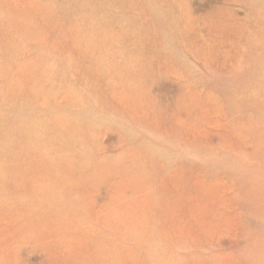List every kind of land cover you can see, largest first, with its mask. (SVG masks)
I'll return each instance as SVG.
<instances>
[{"label":"rangeland","instance_id":"obj_1","mask_svg":"<svg viewBox=\"0 0 264 264\" xmlns=\"http://www.w3.org/2000/svg\"><path fill=\"white\" fill-rule=\"evenodd\" d=\"M13 1L19 7L12 6ZM89 1L4 0L1 17L12 24L5 25L0 36V117L7 92L15 98L17 107L26 105L30 108L27 116L36 126L39 139L35 145L38 154H29L25 161L27 168L23 167L22 161L15 182L10 177L14 170L12 166L17 157L23 158L21 154L15 158L16 155L0 149V180H5L0 187V257L5 258L6 264H51L49 253L56 241L67 235L68 227L76 229V222L81 221L76 217V187L70 193L64 192L49 167L57 156L62 155L59 161L76 151V145L70 150L68 144L76 141L79 131L86 129L92 136L102 134L104 145L110 146L117 137L114 131H118L109 129L110 133L105 132L113 127L112 124L133 128L121 119L102 114L96 109V103L100 101L93 94L88 95L92 84L98 89L109 79L105 72L93 82L76 77V59H82V55L66 36L76 19L92 17L90 9L94 8L95 1ZM148 1L153 5L129 11L138 14L133 15V30L134 33L137 31L138 38H154L157 32L162 36L161 51L146 49L144 58L160 56L157 62L162 59L167 68L180 69L178 73L188 75L186 85L189 88L183 87L186 82L180 83L177 75L165 77L166 72L153 67V61L146 72L139 74L142 83L148 87V96L167 108L169 115L173 111L184 114L175 109L181 91L194 92L198 102L193 101V104L197 105L199 113L191 134L199 137L193 136L194 148L187 149L192 152H188V157L197 156L192 160L187 157L184 167L177 162L184 160L181 152L172 153L169 157L173 155V158L166 156L170 154L169 142V145L167 142L161 144L160 149L167 150L164 149L165 154L161 151L153 155L166 165V174L171 169L187 172L190 193L176 197L175 203L185 212L181 218L170 219L174 231L159 230L160 237L155 246L138 255L137 261L140 264H242L238 261L241 253L247 264L252 259L245 254V242L241 237L238 242H234L232 236L229 240L230 235L226 233L228 227L233 236L254 237L264 232L261 228L264 208L263 211L259 209L260 214L251 206L253 203L258 208L257 203L264 198L260 175L264 174V145L260 144H264V0ZM88 3L92 4L91 8ZM22 21L35 25L27 36L23 35L25 24ZM126 21L122 18L118 22L122 32L130 29V23ZM133 37L142 44L137 36ZM186 43L187 47L198 51L199 62L184 51ZM127 52L136 53L134 49ZM129 62L137 64V59H129ZM65 87L73 90L66 93ZM77 92L79 101L67 98V95L76 98ZM213 107L215 111L220 109V115L210 111H214ZM81 112H89V116L76 115ZM226 122L232 123V132L223 128ZM28 132L12 134L18 147L28 146L20 142ZM138 134L132 132L131 135ZM142 137L137 142L140 145L147 141L146 134ZM226 143L234 144L237 149L227 154ZM174 147L181 149L178 145ZM200 147L215 151H198ZM244 153L254 154L245 164L250 172L257 174L245 178L254 183L255 191L248 192L247 196H237L235 191L230 193L223 185H229L231 179L222 169L232 167L230 157L238 160V155ZM9 184L17 189L10 190ZM43 184V193L35 191V187ZM107 198L106 187H102L93 196L96 210L107 203ZM191 210L195 211L188 212ZM237 253L234 260L231 259ZM122 260L131 264L134 259L120 249L118 262ZM253 263L264 264V258L258 257Z\"/></svg>","mask_w":264,"mask_h":264},{"label":"bare ground","instance_id":"obj_2","mask_svg":"<svg viewBox=\"0 0 264 264\" xmlns=\"http://www.w3.org/2000/svg\"><path fill=\"white\" fill-rule=\"evenodd\" d=\"M94 1V3L91 2L93 6L90 4L94 7L90 9L92 17L88 20L76 19L69 27L70 32L66 36L67 40L82 55V59H76V77L85 82H93L105 72L109 79L104 80L98 89H95L92 84L89 87L88 95L93 94L97 97L95 99L100 101V103H96V109L102 114L109 118L121 119L133 128H128L124 124L123 127L120 124H112L113 127L108 128L105 132L110 133L111 129L118 131H114L117 132V137L115 143L112 142L114 145L110 146L104 145L102 134L96 133L92 136L86 129H82L76 135V141L73 140L74 142L68 144L70 150H73L76 145V151L74 150L73 153L67 155V158L58 161L62 156L59 155L57 160L50 163L51 175L58 179L64 192L70 193L76 187V217H80L81 221L76 222V229L68 227L67 235L56 241L54 248L49 253V262L51 264H128L125 260L118 262V252L120 249H124L127 255L134 259L131 264H140L137 261L138 255L155 246L160 237L159 230L174 231L170 219L181 218L184 215L185 211L179 209V204L175 203L176 197L189 196L190 193L187 172L181 169H171L166 174V165L156 160L153 155H156L157 152H164L165 145L161 150V144L169 142L170 150L168 152L170 154H166V156L181 152L184 160H177V162L184 167L188 162V152L194 148V138L199 137L197 134L195 136L191 134L194 124L197 123L199 109L196 108L197 105L193 104L195 93L192 94L188 89L184 90V93L180 90V94L177 93L175 109L186 113V115L176 114L174 111L169 115L167 108L157 101L155 103V100L148 96V87L142 83L139 74L146 72L153 61V67L157 66L159 71L166 72L165 77L177 75L180 83L186 82L183 87L189 88L186 85L189 81L188 75L185 76L186 74L183 75L182 72L178 73L180 69L167 68L162 59L161 62H157L160 56L157 59L154 57L144 58L146 49L153 48L161 51L162 36L157 32L154 38L151 36L138 38L137 31L134 33L133 30L135 21L133 15L138 14L129 11L132 9L142 10L144 5L150 6L153 5V2L148 0ZM4 4V0H0V36L3 27L12 24V22L2 20ZM10 4L18 6L15 1ZM90 5L88 3V6ZM74 11V13L77 12L76 9ZM124 15L126 17H123ZM122 18L130 23L128 31L122 32L118 25ZM24 24L23 35L27 36L35 25ZM133 36H137L142 44H138L137 39ZM132 37L133 41L130 42ZM128 49H134L136 53H128ZM183 49L192 59L199 62L198 51L195 52L194 48L187 47V43ZM129 59H137V64L130 63ZM72 90L73 88L68 90L65 87L63 91L68 93ZM6 96L8 98H3L6 105L1 110L3 115L0 117V149L5 150L7 154L16 155L15 158L17 154H21L23 158L21 160L17 157L12 166L14 170L10 177H13L15 182L17 170H21L22 161L24 162L23 167L27 168L25 161L29 154H38L35 145L38 144L36 142H39V139L36 134V126L31 123L30 116H27L30 114V108L26 105L17 107L14 102L15 98H11L7 92ZM67 98L77 102L80 100L79 92L76 93V98L72 95H67ZM207 98L206 102H208ZM213 108L214 111H210L220 115V109L216 112L215 107ZM87 114L81 112L76 115L89 116ZM223 128L228 131L230 129L232 132L233 125L226 122ZM25 130H29V132L24 133L20 142L28 146L21 148L17 146L12 134L15 131L24 132ZM132 132L139 134L132 136ZM142 134H146L147 141L140 145L137 142L139 139L142 140ZM193 136L194 138H192ZM176 145L181 149H174ZM224 145L227 147L225 150L227 154L237 149L234 144L226 143ZM198 151L214 152L215 150L200 147ZM253 155V153H244L243 156L240 154L238 160L230 157L232 167L224 166L222 169L231 179L229 185L223 184L230 193L235 191L237 196H247L248 192L255 191L254 183L245 178L248 175L257 174L250 172L245 164L247 160L250 161ZM193 156L188 158L193 159ZM198 156L200 157V155ZM30 168L31 166L27 172ZM1 174L0 171V177ZM260 175L263 177L261 184L264 185V174ZM189 181L197 184L191 179ZM4 183V179L0 180V187H3ZM8 187L10 190L17 189L12 184H9ZM102 187H106L108 192L107 203L101 209L96 210L93 196ZM34 189L43 193L44 184ZM228 197L230 200H234L233 197ZM192 200L196 202V199L192 198ZM190 202L188 201V203ZM199 204L201 205L202 202L200 201ZM251 206H253L252 210L262 214L264 198L257 203L258 208L253 203ZM192 211L195 210L188 212ZM262 216L264 217L263 214ZM261 228H264V223ZM226 234L230 235L229 240L232 236L234 242H238L241 237L245 242V247H243L245 254L252 259L247 264H254V259L258 257L264 258V232H260L258 236L254 237H246L241 234L233 236L228 227ZM238 254L231 256V259L234 260ZM238 261L245 264L241 253L238 255ZM0 264H6L4 257H0Z\"/></svg>","mask_w":264,"mask_h":264}]
</instances>
